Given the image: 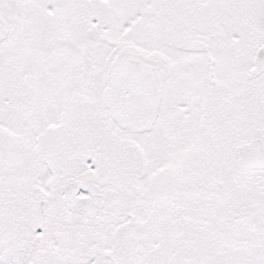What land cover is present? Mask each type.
I'll list each match as a JSON object with an SVG mask.
<instances>
[{
  "label": "snow or ice",
  "instance_id": "1",
  "mask_svg": "<svg viewBox=\"0 0 264 264\" xmlns=\"http://www.w3.org/2000/svg\"><path fill=\"white\" fill-rule=\"evenodd\" d=\"M0 264H264V0H0Z\"/></svg>",
  "mask_w": 264,
  "mask_h": 264
}]
</instances>
